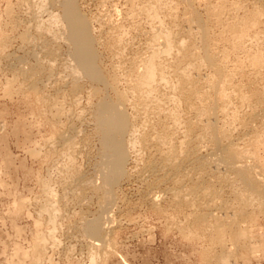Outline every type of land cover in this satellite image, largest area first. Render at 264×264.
I'll list each match as a JSON object with an SVG mask.
<instances>
[{"label": "rangeland", "instance_id": "rangeland-1", "mask_svg": "<svg viewBox=\"0 0 264 264\" xmlns=\"http://www.w3.org/2000/svg\"><path fill=\"white\" fill-rule=\"evenodd\" d=\"M38 1L0 0V120H2L0 125L4 123L0 128V264H37L35 262L38 261V257H40L38 264H218L213 260V256L218 255L222 250L216 238L218 236L211 231L214 221L209 216L205 221H199L196 215L208 213L218 216L227 212L223 216L229 221L225 219L223 223L225 225L230 221L232 224L235 223L233 232L235 235L240 229L245 233L243 239L240 237L234 240L229 235L224 237V248L229 252L228 264H264V203L260 208L255 205L249 207L244 216L237 215V217L236 213L234 215L237 208L234 203V192H230L232 189L229 184L219 181L217 184L214 180L210 182L213 178L204 179L208 176L206 174L214 176L216 172L218 175V170L219 174H223L221 166L214 171L212 167H209L208 173L204 174L197 164H195L196 170L199 169L200 172L192 169V165L187 163L188 166L185 165L180 172L183 175L181 177L183 189H181L185 193L193 192L189 190H192L194 185L197 186L198 182L201 183L198 185L213 183L215 187L219 186L216 187L221 191L218 190V194H221L218 195L219 206L214 205L215 207L204 206V204L199 206L201 203L198 201L201 200L196 199L195 202L188 203L189 206L188 204L179 206L174 200L172 189L176 186L174 180L180 176V173L168 172L171 177L170 175L165 177L162 172L155 171V166L160 161V154L165 150L162 145L161 147L159 145L160 150H158V143L154 141L157 135L166 134L171 137L174 145H179L180 141L187 136V139L190 138L188 142L193 144L188 143V147H193L196 144L193 141L197 137L196 134L201 133L202 121L194 116L199 106L198 100L194 97L192 100L190 98V102L193 103L191 106L188 98L190 105H186L185 98L175 93L171 87L175 77H173L172 67L169 66L174 65L177 59L176 53L172 52L170 57L159 59L163 67L160 72L169 80V86L159 85L160 90L157 96H160L158 100L162 107L177 108L176 111H180L177 113L181 121L180 126L171 124L172 121L170 122L169 118L164 116L165 119H163V115H156L151 110L146 112L148 115H145L146 113L137 114L138 112L136 113L133 109V99L128 91L129 85L133 82V74L139 70L137 59L147 54L148 45L146 44L152 40L150 38H153V30L157 27L166 29L170 27L173 31L177 29L178 32L182 29L179 35L177 32L175 43L181 44L188 40L186 44L189 42L196 50L195 52L192 48L197 58L193 56L190 57L191 60H200L197 54L199 53L200 57L201 41L196 29H186L185 3L180 0L160 3L163 10L161 9L162 11L160 10L156 17L150 18L148 14L141 11L142 4L147 0H75L80 14L90 24L91 37L94 39L93 48L95 47L94 50L96 54L98 53L96 65L98 70H101L100 74L104 81L97 83L85 76H78L76 80V76L71 72L72 64L69 60L71 44L66 37V29H62V24L61 26L52 23L48 25L52 14L58 17L63 16L64 0H44L43 10L38 9ZM190 5L200 20L204 21L209 36L208 43L210 42L207 44L210 47L207 46V48L208 50L210 48L209 52L211 51L216 61L229 74L231 85L229 88L231 87L230 90L234 93V95L229 94L231 97L227 98L228 101L223 109L218 110L217 125H222L219 128L228 129L231 136L237 137L234 139L230 136L234 144L236 141V146L245 147L247 137L253 134V136L259 134L264 137L261 135L264 132V0H190ZM217 6L223 9L222 22L218 23L207 13L208 9ZM232 8L235 9L233 15ZM255 10L259 11L258 20L239 41H236L232 38V33L226 26L227 23L231 22L233 16L243 17ZM105 23L108 25H104ZM154 25L157 26L154 27ZM110 29L114 31L111 34ZM54 32L58 33V37L54 36ZM149 33L152 36H149ZM181 33L182 35L185 33V36ZM187 33L189 36H186ZM190 37L193 38L192 41ZM47 45L53 55L44 50ZM37 62H40V66L36 65ZM167 62L171 64L167 65ZM204 66H199L201 68L196 69L197 71L187 68L188 74L197 77L195 75L202 72L203 74L198 75L199 79L196 78L202 80L211 74L210 68ZM127 69H130V72ZM32 70L36 74L31 77ZM117 93L126 95L122 106L123 112L128 120L130 119V123L133 121L129 123L130 127L132 129L137 127L136 129L140 131L138 133L139 131L135 129L134 133L137 134H133L134 138L145 133L147 140L146 144L139 139L133 140L131 132L124 135L125 141L130 138L133 140L127 146L126 161L123 166L124 177H120L112 185L113 188H110L112 203L105 208L108 210H102L104 190L101 189L103 175L99 165L101 144L94 113L103 98L113 100ZM170 99H173V102H168ZM194 104L197 106L196 109ZM188 108L192 113H189ZM158 116H161L160 119ZM184 123H190V132L186 131L187 124L184 125ZM173 127L176 129L173 132V134L176 133L174 135L171 132ZM177 130L180 131L179 134ZM182 130L184 132L180 134ZM148 139L149 142L150 139L155 142V146L152 141L148 143ZM200 145L202 146L200 153L206 155L209 152L208 144L202 141ZM258 147L250 148L248 156L252 158L248 160L253 159L255 162L262 159L264 161V146ZM156 156L158 158L155 159ZM153 159H158L157 163ZM201 172L206 175L203 179L200 178L203 175ZM209 179L211 180L208 181ZM183 180L187 181L186 184ZM46 197L48 202H54L58 209L53 219H50L42 210L44 203H48L45 200ZM187 197L191 196L188 194ZM229 202L232 204H228ZM226 203L227 212L224 206ZM210 209H213V212ZM98 216L103 234H107L104 235L108 247L105 248V253L102 252L103 254L94 257V245L99 242L85 237L81 226L85 221ZM234 219L237 222H234ZM104 230L107 231L104 232ZM91 239L94 240L92 241L95 242L92 243L94 245L91 244ZM14 245L26 251L27 258L24 261L17 258ZM232 249H235L234 252Z\"/></svg>", "mask_w": 264, "mask_h": 264}, {"label": "bare ground", "instance_id": "bare-ground-1", "mask_svg": "<svg viewBox=\"0 0 264 264\" xmlns=\"http://www.w3.org/2000/svg\"><path fill=\"white\" fill-rule=\"evenodd\" d=\"M34 1H36V0H34ZM43 1L44 0H42V1L39 0L38 1L39 2L38 3V9L39 10H43L44 7H45V4H44ZM167 1H169V0H147L146 3L144 2V4H142L141 11L146 13V14H148L150 18L151 17H156V15H158L159 11L163 8V6H162V8L160 7V3H162V4L164 3L165 4ZM180 1L185 3V6H186L185 9L187 10V15H186V17H184V18H186V20L185 19L184 20L187 22V25H186L187 28L186 29L190 30V29L194 28L198 32L197 35L199 36L198 38L200 39V41H201L200 43H201V46H202V50L200 49V51H202L200 57L198 55L199 53L197 54L198 59L200 58V60L199 61L191 60L190 57L195 56L194 51H193V50H195V48L191 47V44L189 42H188V44H190V45L186 44L188 40L184 41L185 43L182 42L181 44H179L180 42L178 44L175 43L176 34L178 32V31H176L177 29L176 30L174 29L176 31V33H175V31H173L172 28L170 29V27L167 28V29L165 27L164 28L163 27L162 28L161 27H157L155 30H153L154 31L153 36H152V34H150L151 32L149 33L150 34L149 36H152L153 38H150L152 40L150 42L148 41L149 44H146V45H148V52H146L147 54L145 53L146 55L143 54L144 56L141 55V56H139L140 58L138 57L139 59H137L138 61L136 63L139 64L138 65L139 66V70L138 71H136L137 69L135 70L136 72L133 74V79H132L133 82L131 80L132 83H131V85H129L130 89H128V88L127 89L130 92V95L132 96L131 97L133 99V104L132 105H134L133 109L136 110L135 111L136 113L138 112L137 114H139V113L143 114V113H146L147 111L151 110L156 115H163V119H165L164 116L169 118L170 122L172 121L171 124L173 123L174 125H179L180 126L181 121L179 120V117H178V114H177L180 111L177 112L176 111L177 108L176 109H171V108L170 109H166V108L162 107L160 102H159V100H158L160 96L159 97L157 96V92L160 90V88L158 89V86L159 85H164V84L165 85L169 84V82H168L169 80H167V78L162 74V72H160V71H162L163 67H162L161 63L159 62V59L161 57H168V56L170 57L172 52L176 53L175 57H177V59H175L174 65L172 64V65L169 66V67H172L171 69L173 70V72H172L173 75H174L173 77H175V80H174L173 83L171 82L172 81L171 77H169L170 80H171L170 82L172 83L171 87H172V90L175 91V93L177 92L180 96L185 98V101L187 102L186 105L190 102V98L192 100V97H194V98H196L198 100L199 106L197 107V106H195L196 104H194L195 109L197 107L196 113H195L194 116H196L197 119L200 118L199 121L200 120L202 121L200 123V124H202L201 125L202 126L201 127V133L199 132V134H200L199 135V134H196L197 132H195L197 137L194 138V140H193L194 142H196V144L194 143L195 145L193 147L192 146L188 147V143H189L188 140L190 138L187 139L186 138L187 136L184 137V139L182 141H180L179 145H177V144L174 145V142H173V140H171V137L167 136L166 134L164 135V133H163L164 136H158L157 135L158 137L155 135L156 137L154 136L155 137L154 141L156 142V144L158 143V150H160L159 149V145H160V147L162 145V148H163V146L165 147L164 148L165 150H163L162 153L159 152V153H161L160 154V161L157 163L158 159L157 160L153 159L157 163V166H155V168H156L155 171L162 172L165 175V177L166 176L169 177L170 174L168 172H172V174L173 173L179 174L183 170L182 168L185 167V165H187V163L192 165V169L194 168L195 170L197 169V167H195L196 166L195 164H197L199 166V168H200V171H202L204 174L208 173L207 170H208L209 167H212L213 171H214V169L217 170V169L220 168L219 166H221L222 168H220V169L223 170V172H224L223 174H221V173L219 174V170H218V172H217L218 175H216V172H215V174L213 173L214 176H210V174H206V175H208V176H206L202 172L201 173L203 175H201V174H200L201 176L199 174L198 175L202 179H203V176L204 177L206 176V178H204L205 180H207L208 178H213L212 180L209 179L208 181L211 180L210 182H212L214 180V183H217V184H218V181L222 182V183L223 182L228 183L229 186L232 189V190H230V192L231 191L234 192V200H235L234 203L236 204L235 206L237 208L236 212H234L233 214L235 215V213H236V216L238 215L239 217L240 216H244L246 214L247 209L249 207H252V206L255 205V206H258L260 208L263 205V203H264V163H262L264 161H262V159L261 160L260 159L257 160L256 159L257 156L255 158V160H257V161H255V162L253 161V159L252 160H248L249 158L250 159L252 158V157L248 156V152H249L250 148H254L255 149L258 146H261V147L264 146V137L259 136V134H255V136H253L254 135L253 134L252 136L247 137L245 147L243 145H241L240 146L241 148H239L238 144H237L238 146L235 145L236 141L234 140L235 141V144H234L232 142L233 139H230V136L232 134L231 135L229 134L228 129L224 130V129H222L223 127L219 128L222 125L221 126H219L220 124L217 125L218 114H219L218 112L221 111L223 109V107L225 106V103H227V101H228L227 98L231 97V95L229 96V94L232 93L234 95L233 91L231 92V90H230L231 87L229 88V86H231L229 84V81H230L229 78L230 77H228L229 74L226 73V71L223 69L222 65L220 66L219 62H217L215 57H213L211 51L209 52L210 48H209V50L207 48V46H209L207 44H209L210 42L208 43V41H209L208 37L209 36H208V32L206 30V26L203 23L204 21L202 22L200 20V17L198 16V14L194 11V9H192V6L190 5V0H180ZM170 2H171V0L169 1V3ZM59 6H61V5H59ZM62 7H63V11H62L63 12V16L60 15L61 17H58V15L54 16L55 14L53 15L51 13L52 16H50V18L48 20L49 21L48 25L50 26L51 23H52V24H57V25L60 24V26H61V24H62V29H66V32H67V36L66 37H67L68 41L71 44V48H69L71 50L70 59H69L71 61V64H72V71L71 72H73V74H74V76H76V78L78 76H80V77L81 76H85L86 78L94 80L93 82H95V81H97V83L98 82H103L104 80H103V78H102V76L100 74L101 70L99 71L98 70L99 68H97V65H96L99 57L97 56L98 53L96 54V50H94L95 47L93 48L94 39H93V37H91L92 32L89 29V25L90 24H89L88 20L85 17H83V15L80 14V12H79V10H78V8L76 6V1L75 0H64L63 3H62ZM209 7L210 6H208V8ZM234 8H236V7L234 6ZM234 8H232L233 11L230 10L232 15L235 14L234 13L235 12ZM38 9H37V11H38ZM222 11H223L222 7L221 6H217V7H212L210 9H208L207 13H208L209 16H211V17H213L215 19L216 23H218V22H222V19H221V12ZM258 16H259V11L258 10H255L254 12H249V13H247V15H245L243 17L233 16L232 19H231V22L227 23V25H226L227 28L232 33V38H234L236 41H239L245 35L246 31L251 26H253L256 23V21L258 20ZM172 17H174V16H172ZM109 21H110V18H109ZM108 23H105L104 25H106V24L108 25ZM155 23H156V21H155ZM184 23H183V25H184ZM156 24H159V23H156ZM42 26H43V24H42ZM156 26L154 25V27H156ZM160 26H161V24H160ZM109 27L110 26H108V28ZM57 28H59V27H57ZM103 28H104V26H103ZM116 28H117V26L115 27V29ZM151 28H150V30L153 29V28L152 29ZM183 28H185V27H183ZM49 29H51V28H49ZM111 29L109 31L110 34L113 31V30L111 31ZM113 29H114V25H113ZM57 31H58V29H57ZM181 31H182V29H180L179 32H181ZM51 32H53V31H51ZM90 32H91V34H90ZM179 32H178V35L180 34ZM61 33H62V30H61ZM190 33H192V32L190 31ZM53 34H54L55 37H58V33L54 32ZM181 35H182V33H181ZM187 35L189 36L188 33L186 34V36ZM197 35H195V36H197ZM39 36H41V35H39ZM110 36L113 37L112 35H110ZM180 36H178V37H180ZM182 36H185V33ZM62 37L64 38V36H62ZM191 37H194V36H191ZM191 37H190V39L192 41L193 38H191ZM60 38H61V36H60ZM118 38H119V36H118ZM26 40L28 42V39H26ZM70 44H69V46H70ZM117 45H119V43ZM42 47L44 48V46H42ZM192 48H194V49L192 50ZM196 49H198V48L196 47ZM44 50H46V52H48V53H51V50L48 47V45L45 46ZM198 51H199V49H198ZM195 52H196V50H195ZM51 54L53 55V53H51ZM171 57H173V55ZM194 58H197V57L195 56ZM169 61H171V60H169ZM39 63L37 62L36 65L38 64L37 66H40ZM136 63H134V64H136ZM71 64H69V65H71ZM162 64H163V62H162ZM169 64H171V63H168L167 65H169ZM51 65H47V66L49 67ZM201 65L202 66L205 65V66H207V68L208 67L210 68L211 74L210 75L208 74L209 76H206L202 80H198L199 79L198 75H201L200 73H202V72H200V73L198 72V75H195L197 77H194L193 75H192L193 76L192 77V76H190V74H188L187 68L188 69L189 68L193 69V71L194 70L197 71L196 69L201 68V67H199ZM183 66H186V67H183ZM68 68H70V67H68ZM135 68H136V65H135ZM35 69H37V68H35ZM164 71H163V73H164ZM169 71H170V69H169ZM198 71H200V69ZM189 73H191V71ZM33 74H36L35 71L34 70L30 71V76L31 77H32ZM127 74H128V72H127ZM192 74H194V72ZM204 74H206V73H204ZM199 77H202V76H199ZM196 78H198V79H196ZM76 80H78V78ZM78 83H79V81H78ZM107 83H108V81H107ZM75 86H77V85H75ZM127 86H128V84H127ZM110 90H112V88ZM169 90L170 89H168V91ZM170 92L172 94V91H170ZM159 93H161V92H159ZM159 93H158V95H159ZM165 93H164V95H165ZM173 96H175V95H173ZM125 97H126V95L124 93H117L116 97L113 100H110V99L107 100V99H104V98L102 100V98H101L100 101L101 100L102 101L100 103H98L99 105H98L97 109L95 108L96 109V111H95L96 113H94L95 114L94 120L96 122L97 132L99 133V136H100L99 137L100 138L99 141H100V144H101L100 153H99L101 155V158H100L101 162L99 161L100 163L99 162L98 163L100 165V168L102 170L101 173L103 175V186L101 187V189L103 188V190H104V192H103V200L101 202V207H102L101 209L102 210L105 209L106 207H108V205L110 206V204L112 203L113 199H112V196H111L112 193L110 191V188L112 187V185L115 182L118 181V179L120 177H124L123 176V172H124L123 166H124V163L126 161V154H127V146H128V144L132 143L133 140H136V139H139L141 142H145V144H146V140H147V138L145 137V135H147V134H145V133H144L145 135L144 134H141L139 136L137 135L138 137L135 136V138H134L133 134H135L134 132H135V129L137 127L135 129H132L130 127V124L133 121L131 123L129 122L130 119L128 120L127 116L124 114L123 109H122ZM168 97H166V98L168 99ZM188 98H189V102L187 101ZM241 98H243V97H241ZM243 99L246 100L245 98H243ZM172 100L170 99V100H168V102H171ZM178 100H179V98H178ZM182 101H184V100H182ZM195 102H197V101H195ZM181 103H183V102H181ZM190 103L192 104L191 106H193V103L192 102H190ZM177 105L180 106V104H178V103H177ZM188 105H190V104H188ZM185 109H187V108H185ZM188 111H189V113L191 112L189 110V108H188ZM188 111H187V114H188ZM147 113L145 115H148ZM159 117H161V116H158V118ZM222 120H224V119H222ZM0 121H2V120H0ZM197 123H196V125H197ZM3 124L4 123H2L0 125V128L2 127ZM186 124L184 123V125H186ZM189 124H187L186 125L187 127L185 128L187 132H190V130H191V126ZM191 124H194V123L191 122ZM131 126H133V125H131ZM193 126L194 125H192V127ZM243 126H245V124ZM198 127H200V126H198ZM142 128H144V127L142 126ZM248 128H250V127H248ZM164 129H165V127H164ZM174 130H176V129L173 127V130L171 131L172 134H173ZM137 131H139V130H137ZM128 132H131L133 140L130 138V140L128 139L129 140L128 141L127 138H126V140L128 141L127 142V141L124 140V138H125L124 135L126 133H128ZM178 132H180V131L177 130V133ZM182 132H184V130H182L180 134H183ZM192 132H194L193 128H192ZM138 133H140V131ZM160 134H161V132H160ZM174 134H176V133H174ZM178 134H177V136H179ZM195 134H193V136ZM191 135H190V137H192ZM261 135H264V132ZM174 137H176V136H174ZM231 137H233V136H231ZM235 138H237V137L235 136ZM195 139H196V141H195ZM241 139H242V137H241ZM238 140H240V138ZM140 141H138V142H140ZM151 141L152 140L150 139V142H149V139H148V143H151ZM202 141L206 142L208 144V148H209L208 151L209 152L206 155H204V154L202 155V153H200L201 150H202L201 149L202 146L200 145ZM73 142H74V140H73ZM155 142H153V144ZM190 144L191 143H189V145ZM191 145H193V144H191ZM154 146H155V144H154ZM203 146H204V144H203ZM156 149H157V145H156ZM156 155H158V154H156ZM154 158L156 159L158 157L156 156ZM8 162H9V160H8ZM149 166H151V165H149ZM188 168L190 170V167H188ZM212 168H210V170ZM144 170L146 171V168ZM196 171H199V169L196 170ZM210 172H212V171H210ZM220 172H222V171H220ZM101 173L99 175H101ZM184 173L185 172H183V174ZM190 174H191V172H190ZM179 175L180 176L174 180L176 186L172 189V194H173L174 200H175L176 203L179 204V206L183 205V204L187 205L188 203H192V201L195 202V199L196 200H201L200 202L198 201V203H201V205H199V206H202V204H204V206L205 205H207V206H209V205L212 206L213 205V207H215L214 205H218V202H219L218 195L220 196L221 194H218V192L220 190L218 189L219 190L218 191L216 187H219V186L216 185V187H215L213 185V183H211L212 184L211 185L210 183L208 184V182H207L208 185H198V184H201L200 182H198L197 186L194 185V187L191 188L192 190H189L190 192L191 191H193V192L185 193V192H183L184 190L182 191L183 188H182V185H181V181H182L181 177L183 175H181V173ZM173 176H175V175H173ZM170 177H171V175H170ZM185 180H187V179L185 178ZM76 182H78L77 178H76ZM185 182H187V181H184V183ZM184 183H182V184H184ZM185 184H184V186H185ZM195 184H196V182H195ZM219 184H221V183H219ZM226 187H227V185H226ZM188 194L191 197H187ZM230 195H231V193H230ZM50 196H53V194L52 195L50 194ZM152 198H153V196H152ZM230 198L232 199V197H230ZM227 199L228 198H226V200ZM45 200H47V202L49 201L48 198L45 199ZM153 201L155 202V200H153ZM45 203L42 206V210L45 213L48 214L50 219L51 218L53 219L56 216L58 209L53 204L54 202L52 203L50 201V202H48L46 204ZM230 203L232 204V202H229L228 204H230ZM190 205L194 206V204H190ZM188 206H189V204H188ZM224 206H225V212H227V209H226L228 207L227 203ZM208 208H211V207H208ZM231 209H232V207H231ZM105 210H108V209H105ZM210 210H212V212H213V209H210ZM215 210H217V209H215ZM220 210H221V208H220ZM217 211H219V210H217ZM220 213H221V211H220ZM227 213H224L222 215L219 214L221 216H219V215L216 216V215H212V214H208V213H206V214H202L201 213V214L196 215V217H197V219L199 221H205L208 216L210 217V219H212L214 221V225L211 226V231L214 232V234H216L218 236L216 238L218 240V243L221 245V250H222L220 253H218V255L213 256V260L217 261L218 264H228L229 252H227L226 248H224L225 247L224 246V237L229 235L232 239H234V240L236 239L237 240V239H240V237H241V239H243L242 237L245 236V233L242 231V229H240L239 231L237 230V232H236L237 234L236 235L233 234V232L235 230V225H234L235 223L232 224V221H230L226 225H225V223H223V220L226 219V217L223 216V215H225ZM249 213H252V212L249 211ZM103 214H105V212ZM226 216H228V215H226ZM232 218H233V215H232ZM236 219H234V222L236 221ZM243 219H244V217H243ZM227 220H228V218L226 219V221ZM239 223H241V222H239ZM82 224H83V226H81V227H83L82 234L84 233L85 237L87 236V238H92L95 241L97 240L99 242V244H95L94 245L92 243H95V242H92L94 240L91 239V244L95 246V248H94L95 251H94L93 256L94 257H98L99 255L103 254L102 252L106 251L105 248L108 247V242H107V239L105 238V235H104L106 233L103 234L100 217L98 216L97 218L92 219L90 221H85ZM104 225H105V223H104ZM237 226H238V223H237ZM241 227H243V226H241ZM236 229H238V227ZM106 231L104 230V232H106ZM227 243H228V241H227ZM247 245H249V244H247ZM90 247H92V246H90ZM12 248H14V247H12ZM14 250L13 251L16 252V254L18 255L17 258H19L21 261H24V259L27 258L26 251L23 250V248H20L19 246H15ZM234 250H233V252H234ZM208 257H209V255H208ZM39 260H40V257H38V261H36L35 263L38 264ZM125 264H127V263H125Z\"/></svg>", "mask_w": 264, "mask_h": 264}]
</instances>
